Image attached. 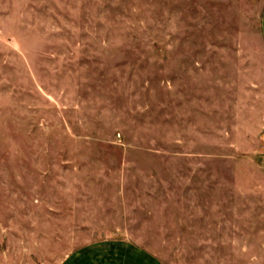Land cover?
I'll return each mask as SVG.
<instances>
[{
	"label": "rangeland",
	"instance_id": "374dc122",
	"mask_svg": "<svg viewBox=\"0 0 264 264\" xmlns=\"http://www.w3.org/2000/svg\"><path fill=\"white\" fill-rule=\"evenodd\" d=\"M263 4L0 0V264L116 237L264 264V124L233 98Z\"/></svg>",
	"mask_w": 264,
	"mask_h": 264
},
{
	"label": "crops",
	"instance_id": "0c3cea01",
	"mask_svg": "<svg viewBox=\"0 0 264 264\" xmlns=\"http://www.w3.org/2000/svg\"><path fill=\"white\" fill-rule=\"evenodd\" d=\"M257 45H249L245 66H238L235 75L246 90L233 94L234 99L246 100V115L257 117V123L264 124V4L261 11ZM253 47V48H252ZM240 64V63H239ZM241 70L244 71H240ZM66 264H164L160 257L139 243L126 238H112L92 242L71 253Z\"/></svg>",
	"mask_w": 264,
	"mask_h": 264
}]
</instances>
